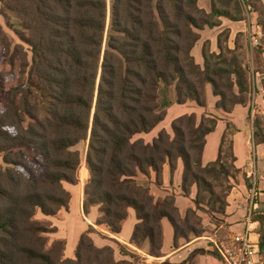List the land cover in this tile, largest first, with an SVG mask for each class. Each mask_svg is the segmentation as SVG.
<instances>
[{"label":"trees","instance_id":"16d2710c","mask_svg":"<svg viewBox=\"0 0 264 264\" xmlns=\"http://www.w3.org/2000/svg\"><path fill=\"white\" fill-rule=\"evenodd\" d=\"M0 1L19 20L21 40L15 57L18 83L0 108V157L6 165L0 169V264H137L139 256L124 246L122 252L130 258L117 259L112 245L98 246L92 235L100 232L94 225L81 235L74 258L66 256L65 239L49 244V234L58 231L51 217L68 211L72 200L64 183H78L81 142L88 143L90 172L84 209L88 213L100 206V227L119 234L129 208H135L140 221L132 242L142 248L149 240L153 256L161 253L163 218L176 228V240L200 235L197 211L189 208L183 217L174 195L157 196L152 172L161 185L164 165L169 163L174 172L182 159L183 190L189 195L197 183L196 204L205 210L204 191L216 192L203 174L236 179L223 164L228 135L231 167L241 173L232 137L238 129L228 124L218 159L207 165L203 152L207 135L218 125L216 115L204 112L200 120L197 113L181 115L172 122L173 134L163 128L151 142L141 135L153 131L175 103L195 101L207 108L208 84L220 97L218 109L231 112L238 104L248 105V67L226 54L235 50L220 39L219 53L204 46V66L192 54L201 38L197 30L221 20L211 21L199 0ZM213 12L219 18L243 19L216 7ZM39 213L44 221L36 218ZM192 216L198 228L189 223Z\"/></svg>","mask_w":264,"mask_h":264},{"label":"crops","instance_id":"0c3cea01","mask_svg":"<svg viewBox=\"0 0 264 264\" xmlns=\"http://www.w3.org/2000/svg\"><path fill=\"white\" fill-rule=\"evenodd\" d=\"M220 20L221 23L212 27L211 30L222 27L227 23L226 20H228L229 22L226 29H229L231 36L229 47L237 49L235 40L238 33L251 31V25L248 22L246 23L245 19L233 21L221 17ZM221 31L222 29L213 37L208 38V40L212 41L211 44L213 48L211 51L213 52H220L218 37ZM202 38L203 36H201L194 46L192 54L196 62L204 66L203 47L206 39L202 41ZM260 89L264 90V86L262 88L260 87ZM218 99L212 87L207 88V108L200 107L195 101H189L186 104L177 103L185 108L181 110L178 115H172L173 118L171 117L169 121L168 117L171 115V112L173 113L175 111L174 108L177 106L175 103L168 108L167 116L161 123L168 119L165 129L173 134L172 122L181 115L191 113L202 115L204 112H207L208 114L218 116L219 121L215 131L207 135V141L203 152L204 165L218 159L220 145L223 136L228 131V124L231 123L238 129L232 137L233 151L236 157L234 163L235 166L240 169L241 179H239V181L235 180L236 185L233 186L227 199L228 204L222 215L223 219L220 225L214 226L211 215L206 210L200 209L197 206L196 198L199 190L197 183L191 186L189 195L184 192L183 181L186 167L184 161L179 159L177 168L174 172L169 163L164 165L161 185L155 183L156 175L152 172L151 188L153 192L160 197L174 195L175 204L183 217L186 215L189 208L196 210L197 214L202 219V233L200 235H190L188 238L179 237L178 240H176V228L168 218H163V244L161 253L160 256H153L149 253V240L145 241L142 248L132 242L133 233L140 220L138 219L135 208L130 207L128 218L124 222L122 231L119 234H113L108 231L109 234H106L105 237L102 238L93 235V239L98 246L112 245L115 248L117 259L130 258L125 252H122L121 246H124L127 251L133 252L139 256L137 264H164L166 261L173 264H182L186 262V264H223V261L214 250L212 239L217 236L220 229L224 226L231 229L232 233L230 234V238L234 234H241L249 229L251 230L252 238L259 239L261 242V236L264 233V143L257 142L254 137V146L252 145L253 136L247 126L251 109L249 105L244 106L238 104L231 112H227L216 107ZM253 150L256 154L261 178L259 181V196L252 204L248 193L251 187V180L247 176L246 166ZM245 195L249 197L248 200ZM244 196L245 202L242 201ZM99 219L100 206H93L89 209V212L86 213L84 209V196L76 198L74 193H72L69 210H62L57 217H51V221L58 228V231L54 233L55 239H65L67 241L66 256L71 258L75 257L81 235L90 225L100 227V225L97 224ZM223 240L227 241V239ZM261 248L262 257H264V248L262 244ZM200 250H205L206 252Z\"/></svg>","mask_w":264,"mask_h":264},{"label":"rangeland","instance_id":"374dc122","mask_svg":"<svg viewBox=\"0 0 264 264\" xmlns=\"http://www.w3.org/2000/svg\"><path fill=\"white\" fill-rule=\"evenodd\" d=\"M240 3V6L237 7V3ZM198 6L209 13V19L211 21L220 20V18H228L226 16L218 17L217 13L213 12V7H216L217 10H228L235 18H243L246 23L248 22L251 25V31L246 33H238L236 37L237 49L233 53H227L229 58L232 56H237L240 65L243 68H247L250 72V84L252 88L251 94L248 96L250 106V113L248 116L247 126L249 130H254L255 138L256 135L260 137V139H264V90L260 89L264 86V46L261 45L263 43V31H262V23L264 24V0H199ZM240 11V12H239ZM227 23L220 28L211 30L212 27L205 26L202 30H197L201 36H203L202 41L204 39V46L212 49L213 46L211 44L212 41L208 40V38L216 35L221 29L222 31L219 33L218 39H220L221 43L224 47L229 46V41L231 39L229 29H226ZM238 21V20H233ZM19 20L15 17L14 14L9 12L4 5L0 1V108H3L8 102V91L9 89L18 83V71H19V60L16 57V45L21 43V40L17 34ZM237 24V23H236ZM238 25V24H237ZM261 32V33H260ZM260 36V44L258 46L263 47L262 51H258V46L251 47L252 37ZM233 40V39H232ZM201 41V42H202ZM7 45H6V44ZM8 46V47H7ZM7 48H10L9 55L6 56ZM232 49V48H231ZM217 53V52H216ZM15 58V67L11 66L10 58ZM30 55V54H29ZM212 85L208 84L207 88H211ZM218 98H220L218 96ZM219 100V99H218ZM177 105L174 108V112H171V115L168 117L169 121L171 120L172 115H178L181 110L185 107ZM201 115H198V119L200 120ZM166 119L163 123L157 126L153 131L147 134H142L141 136L148 142L153 141L155 137L158 136V133L161 129L165 128V125L168 122ZM198 120V121H199ZM229 135L227 138V142L224 146V155H223V164L226 166L227 171L229 170L231 174L236 175V179L232 177H228L225 174H219L218 176H210L203 174L208 181L214 186V190L216 194L211 195L208 191H204L202 202L206 207V211L211 215L212 222L214 226H218L223 219L222 215L226 210V206L228 204V197L233 189V186L236 185L235 180L239 181L241 179V174L233 171L231 165L233 163V158L229 156L230 150L228 149ZM87 142H81L77 145V149L81 152L82 157V165L78 173V183L72 185L70 183H64V186L71 193H74L76 198L80 196H84L85 200V186L90 179V172L82 173V169L87 166L86 156H87ZM21 149H16L15 152H20ZM6 165L3 161V158L0 157V169L5 168ZM219 169V167H218ZM87 171V168H86ZM143 180L145 177L140 175L139 177ZM206 190V189H205ZM246 196V195H245ZM245 196L242 198V201L245 202ZM248 200L249 197L246 196ZM225 202V204H224ZM247 202V201H246ZM225 205V209H221ZM36 218L44 221V216L39 213ZM189 223L191 225H195L198 228L197 221L195 217H191ZM185 228V224H182ZM96 230L100 232L94 233L93 235L98 237H105V235L109 234L108 230L105 227L94 226ZM232 233L231 229L226 228L225 226L220 229L219 233L215 238L230 239V234ZM92 235V236H93ZM49 244L52 245L56 242L54 234H49ZM114 244L113 242H111ZM261 244L264 248V233L261 236ZM115 245V244H114ZM116 246V245H115Z\"/></svg>","mask_w":264,"mask_h":264},{"label":"built area","instance_id":"2783aa9c","mask_svg":"<svg viewBox=\"0 0 264 264\" xmlns=\"http://www.w3.org/2000/svg\"><path fill=\"white\" fill-rule=\"evenodd\" d=\"M260 36H253L251 47L260 44ZM254 130L252 131V145L254 146ZM246 173L251 180V187L249 189V197L251 203L259 196V181L260 171L256 158L255 151L251 152L249 157ZM214 250L220 255L223 264H264V257H262L261 242L259 239H253L251 230L241 234H234L227 241L219 238L212 239Z\"/></svg>","mask_w":264,"mask_h":264},{"label":"bare ground","instance_id":"6f19581e","mask_svg":"<svg viewBox=\"0 0 264 264\" xmlns=\"http://www.w3.org/2000/svg\"><path fill=\"white\" fill-rule=\"evenodd\" d=\"M83 171H82V173H83V175L85 176V174L84 173H86L87 171H86V166L82 169Z\"/></svg>","mask_w":264,"mask_h":264}]
</instances>
